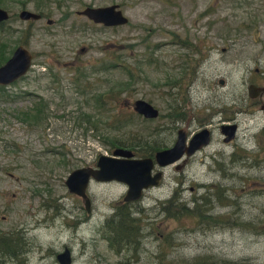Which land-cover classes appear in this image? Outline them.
<instances>
[{"label": "rangeland", "instance_id": "374dc122", "mask_svg": "<svg viewBox=\"0 0 264 264\" xmlns=\"http://www.w3.org/2000/svg\"><path fill=\"white\" fill-rule=\"evenodd\" d=\"M113 4L126 25L75 14ZM0 9L9 14L0 56L19 45L33 55L27 74L0 90V232L16 236L23 253L12 261L0 253V264H58L64 248L71 264H187L207 255L264 264V97L255 104L247 94L249 84L264 87V0H0ZM21 10L42 19L22 21ZM135 100L157 117L134 114ZM222 122L237 126L231 143L222 142ZM180 128L187 136L207 128L212 141L177 170L163 168L159 186L129 204L141 250L115 249L104 224L125 185L90 181L87 216L64 181L116 148L135 159L148 145L169 149ZM194 201L227 225L168 217Z\"/></svg>", "mask_w": 264, "mask_h": 264}, {"label": "water", "instance_id": "95a60500", "mask_svg": "<svg viewBox=\"0 0 264 264\" xmlns=\"http://www.w3.org/2000/svg\"><path fill=\"white\" fill-rule=\"evenodd\" d=\"M80 14L105 27L123 26L128 21L116 4L105 7H86ZM18 18L22 21L38 20L40 15L21 10ZM7 19V12L0 9V23ZM30 63V52L23 46H18L11 57L0 66V85L6 86L23 77L28 71ZM260 91H263V89L250 86L248 88L249 97L253 98ZM133 109L135 113L145 119H154L158 115L156 109L141 100L134 102ZM221 132L225 137L223 141L229 142L235 137L236 126L223 125L221 126ZM178 133L174 145L169 149L156 152L153 158L135 159L132 158L129 150L116 148L111 156H99L94 167H81L70 172L64 181V186L70 194L83 200L86 212L90 211V200L86 195L90 181L122 183L127 188L123 201L126 203L135 202L141 198L145 190L159 185L162 173L158 171L152 174L155 166L160 169L176 163L184 155L186 157L191 156L196 150L205 147L210 138L208 130L202 129L194 134L186 145V134L181 130ZM57 258L59 264H70V253L67 249L59 254Z\"/></svg>", "mask_w": 264, "mask_h": 264}, {"label": "trees", "instance_id": "16d2710c", "mask_svg": "<svg viewBox=\"0 0 264 264\" xmlns=\"http://www.w3.org/2000/svg\"><path fill=\"white\" fill-rule=\"evenodd\" d=\"M5 58L3 56L0 57V64L2 61L4 62ZM2 90V88H1ZM32 120L35 121V118L32 117ZM124 147V146H123ZM132 148L131 146H129ZM125 148V147H124ZM153 146H146L144 149L137 150L135 152L138 157L145 158L150 157L152 153L156 151ZM241 160V159H239ZM219 191H217L218 195L216 197L217 203L223 204V196L220 194L221 190L219 187H217ZM210 190H214L215 188H206ZM215 199V197H214ZM204 202L209 201L206 198H203ZM194 207L191 211H187L184 208H180V215H173L172 213H168L169 218H176L179 219L183 214L191 217L192 219H195L197 222V226L203 225V227H207L206 225H217L221 227V225H227V222L220 221L219 217L212 216L209 211V205H203L202 207L198 205L196 201H194ZM225 205V204H223ZM168 212V211H167ZM138 221L133 218L132 213L130 212L129 208L121 207L116 208L114 211V214L105 220L104 228L107 230V232L110 233L109 235V242L112 247H114L117 250H120L123 246H131L132 250H134L135 253H137L141 248L139 245L141 244V237L140 232L141 228L138 225ZM223 227V226H222ZM255 231V229H253ZM2 243V254H9L11 251L10 246V240L9 237H2L1 238ZM163 243V242H161ZM187 264H237V262H232L227 259H221L217 257H213L210 255L207 256H198L193 258L190 262Z\"/></svg>", "mask_w": 264, "mask_h": 264}, {"label": "flooded vegetation", "instance_id": "af4514ba", "mask_svg": "<svg viewBox=\"0 0 264 264\" xmlns=\"http://www.w3.org/2000/svg\"><path fill=\"white\" fill-rule=\"evenodd\" d=\"M86 7H91V6H86ZM86 7H84L83 9H81V10H79V11H76L75 12V14H76V16H78V17H83V18H85L86 20H88L89 22H91V23H93V24H96V23H94V22H92V21H90L89 19H87L85 16H83V15H81L80 13L86 8ZM7 12V11H6ZM8 13V12H7ZM9 15V14H8ZM40 15V14H39ZM8 19H9V17H8ZM7 19V20H8ZM40 19H42V16L40 15V18L38 19V20H40ZM6 20V21H7ZM6 21H3V22H1L0 23V26L4 23V22H6ZM31 21H37V20H31ZM47 24H50V21H47ZM96 25H101V26H103L102 24H96ZM103 27H105V26H103ZM4 54V53H3ZM31 54V53H30ZM1 56H3V55H1ZM0 56V57H1ZM4 57V56H3ZM10 57V56H9ZM9 57H4L5 58V60H7ZM4 60V61H5ZM32 60H33V55L31 54V63H30V67H29V69L31 68V66H32ZM2 63H4L3 61H2ZM2 63L0 64V66L2 65ZM29 69H28V71H29ZM14 82H16V81H14ZM14 82H12V83H14ZM11 83V84H12ZM220 84H222V81H220ZM10 85V84H9ZM250 86H254V87H257V88H261V89H263V91H260V92H258L257 93V95H255L253 98H250L249 97V94H248V88L250 87ZM1 88L2 89H6V86H1L0 85V90H1ZM247 94H248V97L250 98V99H256L255 101H256V103L255 104H258V103H261V101H262V98L264 97V87L263 86H259V85H254V84H249V86L247 87ZM101 101V100H100ZM137 100H135V102H136ZM98 103H99V100H98ZM148 103V102H147ZM149 104V103H148ZM151 105V104H150ZM133 106H134V102H133V104H132V111L134 112V114H136L135 113V111H134V109H133ZM152 106V105H151ZM153 107V106H152ZM154 108V107H153ZM155 109V108H154ZM261 110H264V105L262 104V106H261ZM176 109L174 110V112L176 113ZM157 112H158V110H157ZM175 113H173V115L175 114ZM137 116H139V117H141V118H143L142 116H140V115H138V114H136ZM44 115H42L41 116V118H40V122L39 123H42V121L44 120ZM144 119V118H143ZM145 120V119H144ZM38 121V120H37ZM37 121H35V123L37 122ZM223 125H235L236 126V124H234V123H225V122H222L220 125H219V132H220V135L222 136V142L224 143V144H228V143H231L233 140H234V138L232 139V140H230L229 142H224L223 140H224V135L222 134V132H221V126H223ZM202 129H207V128H202ZM201 129V130H202ZM183 131V133H185L186 134V137H187V140H186V145H187V143H188V141H189V139L194 135H191V136H187V133H186V131L184 130V129H182V128H180V129H178L177 131H176V139H175V141L177 140V138H178V132L179 131ZM208 130V129H207ZM236 131H237V126H236ZM199 132V131H198ZM208 132H209V142H208V144L206 145V146H208L210 143H211V141H212V133H211V131L210 130H208ZM197 133V132H196ZM195 133V134H196ZM262 133H264V129H262ZM175 141H174V143H175ZM174 143H173V145H174ZM205 146V147H206ZM204 148V147H203ZM203 148H201V149H199V150H196L191 156H193V155H195V153H197L198 151H200V150H202ZM158 151H161V150H158ZM156 153V151L154 152V154ZM154 154L152 155V156H150V157H152L153 158V156H154ZM191 156H189V157H186L185 155L184 156H182L181 158H180V160L179 161H182V162H184V161H186V159H188V158H190ZM94 166H95V164H94ZM93 166V167H94ZM176 166V168H175V170H177L179 167V165L178 164H176L175 165ZM165 168V167H164ZM163 169V168H162ZM162 169L160 168H158L157 166H155L154 167V169H153V172H152V174L153 173H156V172H158V171H162ZM162 179V178H161ZM79 198V197H78ZM79 199H81V198H79ZM81 201L83 202V200L81 199ZM128 207L129 206V204L128 203H124V202H121L120 204H118L117 205V207L116 208H121V207ZM88 214L89 213H87V216H88ZM87 216H85V219L87 218ZM2 237H9V240H10V246H11V252L9 253V254H2L1 253V250H2V243H1V238ZM21 249V245L19 244V240L17 239V237L16 236H14V235H12V236H10L8 233H4V234H2L1 232H0V253L2 254V255H6V256H8L9 258H10V260L12 261V260H14L15 258L16 259H18V258H20L22 255H23V253L21 252L20 253V251H18V250H20ZM65 249V248H64ZM64 249H63V251H64ZM17 251L20 253V254H18L17 255ZM140 251V250H139ZM132 255H134L135 256V252H134V250H132ZM59 254H61V253H57L56 255H55V260H56V262L59 264V262H58V255ZM134 259V258H133ZM135 260V262H139L140 260H139V258L137 257V258H135L134 259Z\"/></svg>", "mask_w": 264, "mask_h": 264}]
</instances>
